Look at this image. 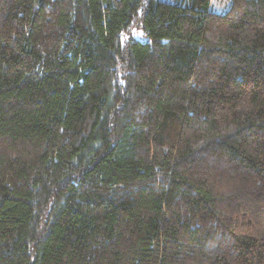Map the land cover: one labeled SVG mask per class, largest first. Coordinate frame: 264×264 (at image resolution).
I'll use <instances>...</instances> for the list:
<instances>
[{
	"label": "trees",
	"instance_id": "16d2710c",
	"mask_svg": "<svg viewBox=\"0 0 264 264\" xmlns=\"http://www.w3.org/2000/svg\"><path fill=\"white\" fill-rule=\"evenodd\" d=\"M0 264H264V0H0Z\"/></svg>",
	"mask_w": 264,
	"mask_h": 264
},
{
	"label": "rangeland",
	"instance_id": "374dc122",
	"mask_svg": "<svg viewBox=\"0 0 264 264\" xmlns=\"http://www.w3.org/2000/svg\"><path fill=\"white\" fill-rule=\"evenodd\" d=\"M228 5H229V0H212L213 8L218 12L224 11Z\"/></svg>",
	"mask_w": 264,
	"mask_h": 264
}]
</instances>
